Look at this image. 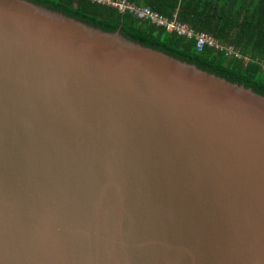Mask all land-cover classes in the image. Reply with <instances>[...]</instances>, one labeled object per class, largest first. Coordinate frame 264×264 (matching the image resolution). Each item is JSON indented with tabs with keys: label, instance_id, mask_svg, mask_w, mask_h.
Here are the masks:
<instances>
[{
	"label": "water",
	"instance_id": "95a60500",
	"mask_svg": "<svg viewBox=\"0 0 264 264\" xmlns=\"http://www.w3.org/2000/svg\"><path fill=\"white\" fill-rule=\"evenodd\" d=\"M0 264H264V96L0 0Z\"/></svg>",
	"mask_w": 264,
	"mask_h": 264
},
{
	"label": "trees",
	"instance_id": "16d2710c",
	"mask_svg": "<svg viewBox=\"0 0 264 264\" xmlns=\"http://www.w3.org/2000/svg\"><path fill=\"white\" fill-rule=\"evenodd\" d=\"M100 28L118 29L130 40L162 51L264 96V0H129L169 20L177 18L196 32L212 35L227 50L198 51L187 38L129 12L89 0H28ZM239 53L241 57H237Z\"/></svg>",
	"mask_w": 264,
	"mask_h": 264
},
{
	"label": "built area",
	"instance_id": "2783aa9c",
	"mask_svg": "<svg viewBox=\"0 0 264 264\" xmlns=\"http://www.w3.org/2000/svg\"><path fill=\"white\" fill-rule=\"evenodd\" d=\"M93 3L107 5L116 8L120 12H129L139 19L147 20L155 23L158 26L166 27L170 31H175L178 35L187 37V38H195L196 46L198 51H203L206 47H215L221 50L226 49L227 54L234 53L232 48H224L218 40H216L212 35L206 32H196L192 28H190L187 24L181 22L177 18L174 20H169L167 17L159 14L156 11L148 7H140L129 0H89ZM237 57H241L239 53H236Z\"/></svg>",
	"mask_w": 264,
	"mask_h": 264
}]
</instances>
